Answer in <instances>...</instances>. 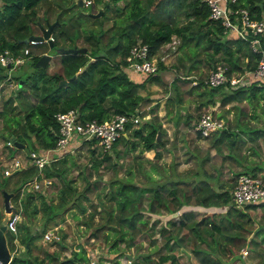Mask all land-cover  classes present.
Listing matches in <instances>:
<instances>
[{
    "label": "trees",
    "instance_id": "16d2710c",
    "mask_svg": "<svg viewBox=\"0 0 264 264\" xmlns=\"http://www.w3.org/2000/svg\"><path fill=\"white\" fill-rule=\"evenodd\" d=\"M66 1L68 0H0V52L4 48H9L14 53L20 52L26 45L24 38L40 33L42 26L56 20L52 29V47L50 41L29 43L32 65L49 49L82 47L79 40L87 43L84 52L58 53L60 66L52 73L47 72L46 67L38 66L34 72L24 77L13 76L21 87L5 98L0 107V117L5 121L2 135L6 136L7 131V138L13 137L25 144L29 141L32 150L42 151L56 144L59 122L55 114L59 111L77 108L82 121L94 118L102 121L115 113L133 112L138 105L152 101L151 96L141 93L139 89L145 87L149 78L160 81L159 70L157 73L148 72L150 75L145 74L143 79H134L128 74V68L133 66L129 65L127 55L130 47L137 41L147 43L150 54L160 52L161 45L169 41L173 34L179 37L178 47L182 50V55L178 57L180 63L185 64L184 57H189L188 60L191 61L185 76L181 78L177 74L170 82L175 91L174 100L182 98L178 88L179 81L188 82L190 70L201 63L210 68L224 65L228 79L217 85H210L203 78L198 79L195 84L191 83L186 92L194 93L193 99L198 101L197 107L204 106V109L215 111L216 107L235 101L238 116L242 117L247 112L242 109L240 102L245 100L253 103L251 107L256 108L259 98H264V79L252 76L249 84L232 83L230 80L245 70H253L260 53L251 47L249 39L226 30L219 20L212 19L206 0H122V5L117 4L119 0H94L88 6L91 7L89 11L97 9V3L103 6V10L114 9L115 14L108 26H104L105 14L97 20L98 17L92 16L86 8L79 7L75 0ZM40 2L47 5L42 14L37 9ZM233 5L247 7L254 18H264V0H237ZM182 15L187 17L185 21L180 20ZM89 19L96 22L97 27L86 28L85 24ZM158 64L159 68L166 67L162 60ZM7 70V65L0 63V77L7 76ZM62 79L67 80L66 84H60ZM25 84L33 89V100L27 101L22 114H11L14 97L19 95ZM156 107L157 103L150 107L154 115L142 118L138 125L131 127L127 124L128 132L114 142L112 152L106 151L98 156L96 145L90 147L89 165H80L71 159L73 164H78L79 176L85 180L83 190L78 189L75 176H68L66 159L69 152L61 158V166H56L57 160L45 165L43 176L37 174L38 167L31 163L11 173H4L1 185L13 192L12 197L16 201L27 180L35 176L39 179L56 176L61 177L65 183L62 186L63 198L67 193L71 198L87 196L84 190L90 189L92 182L93 186L97 185V179L93 175L99 172L101 165L112 161L113 152L119 157L141 145L143 149L155 151V158L162 155L165 148L162 136L164 129L158 120ZM191 116V113H187V124ZM238 116L234 124L225 122L222 128L208 135L202 136L196 130L199 137L207 139L209 146L204 149H188V156H193L197 163V167L189 174L178 172L173 164L166 171L155 162L154 167L163 170V173L159 177L148 174L149 181L146 183L137 182L133 177H113L106 182L104 193L108 200L114 202V206L107 209L106 220L97 225L96 229L105 226L113 228V238L109 240L113 250H122L119 247L120 241H125V246L130 248L136 245L138 234L152 235L155 231L159 233L161 249L157 252H123L126 258L129 257L128 254L132 255L130 264H183V255L187 257L188 264H227L224 257L231 255L235 247L248 244L249 247L256 248L264 243V201L240 207L231 198L238 173L264 172V156L261 155L257 140L264 135V127ZM249 139L257 142L250 144L248 149L249 152L260 155L258 160L249 158V153L242 151L243 144ZM93 142H96L95 139L89 144L92 145ZM75 143L76 141H71L64 148L65 151L71 150ZM210 147L221 156L219 165L214 167L208 162L211 157ZM226 161L235 162L240 167H232ZM225 172L233 175L224 178L222 175ZM25 196L24 207L31 217L33 208H28L27 201L32 199V194L26 192ZM63 201L65 202L61 205L67 203L65 199ZM187 205H199L205 210L198 212L193 208H183ZM258 207H262V220L257 228L251 229L249 225L254 223V219L249 210ZM58 208L57 206L56 209ZM214 208H221V211H209ZM179 210L177 215L162 222L161 214H173ZM29 227L30 225L24 234L27 249H30L33 238ZM18 229L19 225L17 231ZM250 230L252 234L247 237L245 232ZM17 231L6 229L5 232L11 252L16 249ZM105 235L108 238L109 234ZM256 235L260 237L259 240ZM155 238L151 237L150 244L155 243ZM71 251L68 257L60 258L56 251L47 253V257L56 260L58 264H76L89 258L82 245ZM259 253L264 257V249L259 250ZM14 255L9 263L16 260ZM22 264L35 263L24 258Z\"/></svg>",
    "mask_w": 264,
    "mask_h": 264
},
{
    "label": "rangeland",
    "instance_id": "374dc122",
    "mask_svg": "<svg viewBox=\"0 0 264 264\" xmlns=\"http://www.w3.org/2000/svg\"><path fill=\"white\" fill-rule=\"evenodd\" d=\"M117 4L122 5L123 1L119 0ZM46 7L47 5L43 4L42 2L38 3L37 5V9L41 14L46 9ZM79 7L86 8L87 12L89 9H91V7L85 5ZM76 9L78 12H80L77 7ZM93 11H97V9ZM103 14H105L103 19L104 26L110 25L111 18L115 14L114 9L111 8L109 11L104 9L101 15L96 16L98 17L97 20H100L99 18L102 17ZM82 16L84 15L82 14ZM186 19L187 17L185 15L180 17L181 21H185ZM95 23L96 22H93L91 19H89L86 22L85 27H97ZM78 43L81 46L87 47V43H85L83 40H79ZM166 50H169V48L163 47V53ZM55 51V49L48 50L49 53H52V57L46 66V71L49 73L59 69L60 66L59 54ZM162 51L160 50L159 53ZM170 51L171 52L166 57L167 60H165V62L162 60L167 66L165 69L166 74L162 77V80L155 81L149 78L146 81L145 87L139 89L141 93L147 94L148 96L154 98L152 101H147L142 104L145 106L146 110L144 114L147 111L149 112L145 114V117L148 118L151 117V115H154V112L150 111V107H153V105L157 103L156 113L158 114V120L164 129L162 136L165 148L162 150V155L159 158H155V151L148 148L143 149L141 145H138L132 150L127 151L125 154L119 157L113 152L114 155L112 154V161H108L105 165H101L99 172L93 175L97 179V185L93 186L92 182L90 184L91 188L84 190L87 196L80 195L77 198H71V195H68V193L65 192L67 194L66 197L63 198L62 194H64V191L62 186L65 185V183L61 177L56 176L50 177V181L47 182H44L43 179H38L40 185L37 188L33 186H27L23 188L21 195L16 201L13 200V197L10 199L12 204H16L17 206L21 207L22 215L18 222L19 229L15 238L16 249L11 252L12 256L15 254L17 258L15 261L9 264H22V260L24 258H29L30 261L35 264H58L56 260L49 259L47 257V253L56 251L60 258H64L66 256H70L72 252L71 250L78 249L79 245H82L86 248L88 257L90 254L93 255L99 260L100 264H130L129 261L132 257L126 258L123 252H157L161 249L162 242L159 233H155L154 231L152 235L138 234L136 237V245H133L130 248L125 246V241H120L119 247L122 250H119V252L117 250L115 251L110 247L109 244V240L113 238V228H108L105 226L104 228L96 229V226L102 224L106 220L105 215L107 213V209L114 206V202L112 200H108L107 195L104 193V185L109 179L113 177H133L137 182L146 183L149 181V178L147 177L148 174L159 177L163 173V170L161 171L160 169L154 167L153 164L155 162L166 171H168L173 164L175 170L178 172L189 174L191 170L197 167V163L193 156H188V149H204L209 146L207 139L199 137L195 128V124L200 113L205 110L204 106L197 107L198 101L195 102L192 99L187 98V96L191 97L194 95V93L191 95L186 91H188L187 89L192 83V79H196L195 81L200 78L206 79L210 70V66L206 65L205 63H201L198 67H194V69L190 70L189 78L187 79L189 81L179 82L180 87L183 86V96L181 100L176 101L173 99L175 91L173 90L170 82L174 78L173 76L177 74L183 78V76H185L188 71L187 66L191 63V61L188 60L189 57H184L185 60L183 61L185 64L182 65L180 63L178 57L182 55V50H180L178 45L177 47L175 46L174 48H171ZM160 55L161 58L163 57L164 59L165 53L163 56L162 53ZM36 68L38 67L32 65V58L29 57L26 58L25 62L14 64V66H9V71L5 74L7 76L0 77V107L3 105L5 98L9 97L14 91L21 87L20 83L18 84L16 82V78L13 76L20 75L24 77L28 73L34 72ZM128 74L137 80L142 79L144 74L150 75L148 72H141L138 70L136 71L133 69V67L128 68ZM32 90L33 89H31L26 84L23 86L19 92V95L14 97V108L11 114H22L24 112L27 101L31 102V100H33L34 95ZM235 103V101H232L224 106H218L214 112L217 114L219 113L220 116L225 120L226 124L228 121H230L231 124H234L238 116V108ZM240 103L242 109H244L247 113H243L242 117L238 116V118H248L250 123L264 127V98H259L256 108L251 107L253 103H248L245 100ZM254 112L255 114H253ZM187 113H191L192 115L188 124L185 121ZM4 122L5 121L0 117V222L2 224L6 222V219L9 215L4 207L2 193L3 186L1 185V180L3 178V174L5 173L4 169L8 167L10 168V166H12L10 165V162L12 163L14 161H12L13 157L20 159L21 164L24 166L29 165L31 160L28 153L31 151L32 147L29 141L24 147L18 145L16 147H8L6 145L3 146L1 143H6L5 137L2 135ZM5 133L7 136V131H5ZM257 140L262 151L261 155L264 156V135L258 137ZM11 142L14 144L13 141ZM256 143V141L249 139L243 144L242 148V151L249 153V158L252 157L254 160H258L260 155L249 152L250 149H248V146L250 144ZM93 146L94 144L90 145L89 142L75 143V147L69 152L70 155L66 159V164L68 166V176L76 177L75 182L77 183L79 190H83L85 180L79 176V168L77 165H83L85 163H88L89 165V163H91L90 147ZM121 146L122 144L120 143L119 147ZM210 148L211 157L208 162L211 167H214V165H219L221 156L215 151L213 147ZM97 149V155L101 156L103 151L99 146ZM110 152H112V149ZM72 158L77 161V165L71 162ZM56 162V166H61L63 164L61 158ZM226 163L232 167H240L235 162L226 161ZM224 168L226 169L227 167ZM258 172L259 173L257 174L264 175L263 171ZM230 175L233 174H231V172H225L223 173L222 177L225 178L227 176L229 177ZM64 190L67 191L66 189ZM26 192H31L32 194V199L30 201L28 199L27 201L28 208L34 209H32L31 217L29 216V211L25 209L23 203V200L26 197ZM64 199L67 201V203L61 205L63 202H65L63 201ZM57 206L59 207L58 209H56ZM81 207L85 208L81 209ZM183 208H193L198 212L205 210L199 205H187ZM55 209L57 211H55ZM213 210L221 211V208H214L209 211ZM262 212V207L249 210L251 217L254 219V223L249 225L251 229L257 228L259 226V222L262 220ZM176 213L178 214L179 211ZM161 215L162 216L160 217L162 222H165L168 217L172 216V213H163ZM28 225H30L29 229L31 228L30 232H33L30 249H27L24 238V234L27 231ZM48 230H52V240H44L43 238L44 232ZM105 233L109 234L108 238L106 237ZM245 234L247 237H249L252 232L251 230L246 231ZM151 237H156V241L153 244H150ZM256 238L258 240L260 239V237L257 235ZM244 249L246 252H244ZM261 249H264V243H261L260 246L256 248L251 246L249 247L248 244H243L240 248L235 247L231 255L224 257V260L227 262V264H264V257L259 253V250ZM183 264H188V259L185 255H183Z\"/></svg>",
    "mask_w": 264,
    "mask_h": 264
},
{
    "label": "built area",
    "instance_id": "2783aa9c",
    "mask_svg": "<svg viewBox=\"0 0 264 264\" xmlns=\"http://www.w3.org/2000/svg\"><path fill=\"white\" fill-rule=\"evenodd\" d=\"M94 0H83L85 6H89ZM210 14L209 16L214 20H219L226 30L236 32L241 37L249 39L251 47L260 53L259 60L253 70H245L236 77L230 80L232 83H246L249 84L252 76L264 79V18H254L251 16L247 7L233 5L237 0H206ZM251 34V36L249 35ZM53 39L52 34L50 35ZM45 41H49L48 39ZM38 40L31 39L29 43H36ZM179 42L176 35L167 43V47L171 50ZM27 43L20 52L14 53L9 48H4L0 52V62L2 64H14L24 62L30 55V46ZM129 65L135 67L136 70L142 72L156 73L158 71V59L156 55L149 53V46L147 43L137 41L130 47L127 55ZM226 67L219 64L211 67L206 77V82L210 85H217L223 83L228 79L226 74ZM145 107L138 105L133 112L130 113H115L110 118L99 121L97 119H90L82 121L79 118V111L77 108H70L66 111H59L55 114L56 120L59 122L57 131V139L54 147L38 151L31 150L29 157L31 162L38 167L37 174L43 176V168L50 164L52 160H56L65 152V147L71 142L76 143L93 142L94 146H99L103 152L110 151L114 142L124 133L128 131L127 124L131 127L139 124L142 118L145 117ZM225 125V120L213 110H203L195 124L196 130L201 135L205 136ZM76 139V140H75ZM7 144H11V139H7ZM75 147V146H74ZM10 168L4 169L5 173H11L19 168L20 161L16 159ZM37 176L33 179L27 180L24 188L27 186L39 187ZM44 182L50 181L46 176L43 178ZM232 202L236 206H244L248 203H255L264 201V176L261 174H253L249 172H241L235 176V184L231 190ZM21 207L12 204V209L8 212L6 219V227L14 232L17 231L18 222L21 218ZM178 212V211H177ZM180 212V210H179ZM177 213H173L175 215ZM44 240H52V230L44 232ZM58 240V239H57ZM244 252L246 250L244 249ZM76 264H100L99 260L90 254L89 259L80 260Z\"/></svg>",
    "mask_w": 264,
    "mask_h": 264
},
{
    "label": "water",
    "instance_id": "95a60500",
    "mask_svg": "<svg viewBox=\"0 0 264 264\" xmlns=\"http://www.w3.org/2000/svg\"><path fill=\"white\" fill-rule=\"evenodd\" d=\"M77 2V5L78 6H83L84 5V2L83 0H75ZM103 12V6L99 5V9L97 11H89V13L92 15V16H99L101 15V13ZM56 21L54 22H50V23H47L46 26H42V30H41V33H38V34H32V35H29L28 37L24 38V42L25 43H29V41L31 39H35V40H38V41H45V40H49L51 43H50V46L52 47L53 46V42H52V39L50 37V35L52 34V29H53V26L55 24ZM86 50V46H82V47H74V46H71V47H57V51L59 53H66V52H73V53H77V52H84ZM52 57V54L49 53V52H44L38 59L37 61L35 62L34 66H46L47 63L49 62V60L51 59ZM9 66V64H8ZM67 80L66 79H62L60 84H66ZM160 136V131H158V137ZM13 141L16 143V145L18 146H24V143H19L18 144V141L13 138ZM2 193H3V201H4V207H5V210L7 212H9L11 209H12V203L10 202V199L13 195V192L12 191H8L7 189H3L2 190ZM6 224L3 223V224H0V264H7L11 261V251L9 249V246H8V243H7V239H6V235H5V232H6ZM129 257H132L131 254H128Z\"/></svg>",
    "mask_w": 264,
    "mask_h": 264
},
{
    "label": "crops",
    "instance_id": "0c3cea01",
    "mask_svg": "<svg viewBox=\"0 0 264 264\" xmlns=\"http://www.w3.org/2000/svg\"><path fill=\"white\" fill-rule=\"evenodd\" d=\"M99 5H101V4H100V3H99V4L97 3V10L99 9ZM101 6H102V5H101ZM94 17H96V16H94ZM40 33H41V32H40ZM173 35H175V34H173ZM173 35H172V36H173ZM177 37H178V36H177ZM178 38H179V37H178ZM171 39H172V38H171ZM171 39H170V40H171ZM170 40H169V41H170ZM169 41H167L166 43H164V44L161 45V48H160L161 51H162L163 47H167V43H168ZM47 42H48V41H47ZM26 44H27V43H26ZM177 45H178V43H177ZM177 45H176V47H177ZM167 48H168V47H167ZM168 51H169V52H168ZM46 52H48V51H46ZM170 52H171L170 49H169V50H166V51L164 52L165 55H164L163 51L161 52V53H162V56L164 55V59H163V57L161 58V55H160L161 53H159V52H157V53H159V54H156V53H155L154 55L157 56V59H158L157 61H158V62H159V60H163V61L165 62V60H167L166 57H167V55H169ZM56 53H59V52L57 51V48H56ZM51 54H52V53H51ZM152 55H153V54H152ZM28 57H30V55H29ZM160 58H161V59H160ZM25 61H26V60H25ZM25 61H24V62H25ZM49 61H50V60H49ZM0 63H1V62H0ZM1 64H2V63H1ZM4 65H7L8 68H9V66H12V65H10V64H9V66H8V64H4ZM46 66H47V65H46ZM46 66H44V67H46ZM37 67H38V66H37ZM166 68H167V66L164 67V68H159V64H158V70H159V73H158V74H159V76H160V80H162V77L166 74V73H165V71H166L165 69H166ZM8 71H9V69L7 70L6 73H8ZM145 77H146V76H145V74H144V77H143V78H145ZM173 77H175V76H173ZM143 78H142V79H143ZM165 79H168V78H165ZM195 80H196V79H194V80L192 81V84H195V83L197 82V81H195ZM179 82H180V81H179ZM193 82H194V83H193ZM190 86H191V84L189 85V87H190ZM189 87H188V88H189ZM178 88H179V90H180V92H181V96H183V89H182L183 86L180 87V85H179ZM194 89L196 90V88H194ZM188 93H189V92H188ZM192 93H193V92H192ZM192 93H189V94L192 95ZM143 94H144V93H143ZM146 95H147V94H146ZM187 98L192 99L193 101H195V99H193V98H194V95H192L191 97H190V96H187ZM151 99H154V98L152 97ZM181 99H182V98H181ZM216 114H217V113H216ZM218 115H220V114L218 113ZM127 132H128V131H127ZM127 132H126V133H127ZM4 137H5L6 141H7V139H11V141H13L12 137H8V138H7L6 136H4ZM13 142H14V141H13ZM1 144H3V146L6 145V146H8V147H10V146H11V147H16V146H17L15 142H14V144H12V143H11V144H7V142H6V143H5V142H4V143L2 142ZM18 144H19V142H18ZM25 145H26V144L24 143V146H25ZM24 146H23V147H24ZM50 148H52V147H50ZM73 148H74V147H73ZM73 148H72V149H73ZM46 149H49V148H45V149H43V150H46ZM72 149H71V150H72ZM31 150H32V149H31ZM35 150H38V149H35ZM71 150L65 151V152L62 154V156H61L60 158H62V157L65 155V153H68V152H70ZM28 154H29V153H28ZM16 158H17V157H13V158H12V161H13V160L15 161ZM29 158H30V157H29ZM60 158H58V159H60ZM58 159H56V160H58ZM18 160L20 161V159H18ZM30 160H31V159H30ZM56 160H52V161H56ZM14 161H13V162H14ZM52 161H51V162H52ZM13 162H12V163H13ZM12 163L10 162V165H11ZM31 163H32V162H31ZM31 163H30V164H31ZM27 166H28V165H27ZM19 167H26V165L24 166V165L21 164V162H20V166H19ZM3 189H4V187H2V190H3ZM5 189H6V188H5ZM11 255H12V254H11Z\"/></svg>",
    "mask_w": 264,
    "mask_h": 264
},
{
    "label": "clouds",
    "instance_id": "9594fccd",
    "mask_svg": "<svg viewBox=\"0 0 264 264\" xmlns=\"http://www.w3.org/2000/svg\"><path fill=\"white\" fill-rule=\"evenodd\" d=\"M12 256V255H11Z\"/></svg>",
    "mask_w": 264,
    "mask_h": 264
}]
</instances>
